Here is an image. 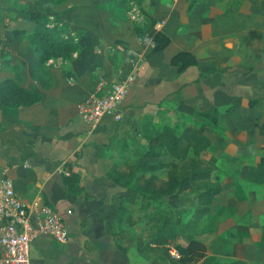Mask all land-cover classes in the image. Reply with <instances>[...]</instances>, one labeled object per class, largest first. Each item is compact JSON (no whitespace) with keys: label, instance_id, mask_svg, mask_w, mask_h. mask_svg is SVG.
<instances>
[{"label":"crops","instance_id":"1","mask_svg":"<svg viewBox=\"0 0 264 264\" xmlns=\"http://www.w3.org/2000/svg\"><path fill=\"white\" fill-rule=\"evenodd\" d=\"M20 1L28 10L58 16L79 40L67 58L43 62L41 71L51 80L41 86L31 75L33 22L10 0H0V80L13 78L40 93L30 104L0 102V178L10 179L21 202L50 206L67 228L64 241L35 237L31 264H166L160 247L148 241L156 223L147 216L163 212L165 203L149 199L141 207L137 192L106 176L113 165L127 170L138 163L153 184L164 181L165 168L145 164L176 159L165 148L157 156L139 155L147 123L175 132L203 124L210 138L221 190L210 210L179 232V242L194 237L204 245L189 264H264V182L245 178L264 153V0H137L144 13L138 24L126 17L129 0L125 8L124 0ZM160 19L157 28L168 42L152 50L141 40ZM178 51L191 53L196 63L178 70L170 62ZM138 54L143 58L133 65ZM128 73L133 79L118 115L105 114L89 129L76 103L106 92ZM209 107L215 122L199 113ZM68 167L78 174L79 193L64 191L61 175Z\"/></svg>","mask_w":264,"mask_h":264},{"label":"trees","instance_id":"2","mask_svg":"<svg viewBox=\"0 0 264 264\" xmlns=\"http://www.w3.org/2000/svg\"><path fill=\"white\" fill-rule=\"evenodd\" d=\"M64 0H50L53 6L62 3ZM10 7L17 10L18 14L28 16L33 22L28 32V43L33 53L31 75L37 79L41 86L50 83V75L44 70L41 71L43 62L49 57L67 58L70 53L78 47V41L73 38L75 33L66 29L63 21L58 16L50 18L48 14L41 11L28 10L20 0H10ZM65 9L58 11L63 13ZM78 37V36H77ZM153 39L152 50L162 48L168 37L159 29H151L144 35L141 44L147 39ZM170 62L182 70L188 64H195L193 55L187 51H178L170 58ZM40 93L35 89L20 86L13 78L0 80V102L3 105L16 106L19 104H30L39 99ZM250 99L249 102H253ZM201 115L206 116L215 122V110L213 107L201 110ZM142 134L146 139V145L139 148L141 156H157L161 149L167 152L176 160L168 162H155L145 164L147 168H165L166 178L160 184H153V176L144 177L143 165L134 163L127 170H119L113 165L106 176L122 186H128L138 193L141 207L148 205L149 199H160L165 203L163 212L151 213L148 216L156 224L150 228L148 241L158 245L161 249V258L170 264H189L204 253V245L197 238H189L186 242H179L178 235L181 224L193 225L198 218L210 210L211 200L221 190V185L212 174L214 169V157L208 149L210 138L203 132V124L193 126L186 124L179 132H175L169 125H162L155 129L150 123L142 125ZM178 161H184L181 165ZM65 173L62 171V182L66 194L79 193L81 186L78 183V174L69 167ZM211 175L214 182L209 183ZM245 178L250 181L264 182V153L257 162L250 165ZM204 182L203 188L197 189L189 199L193 205L191 218L185 223L179 219L181 208L171 207L168 203L169 196L179 194L184 187L194 185L197 182ZM172 208L174 212H172ZM175 215H172V214ZM179 229V230H178ZM173 244L179 251V258H172L168 255L166 246Z\"/></svg>","mask_w":264,"mask_h":264},{"label":"built area","instance_id":"3","mask_svg":"<svg viewBox=\"0 0 264 264\" xmlns=\"http://www.w3.org/2000/svg\"><path fill=\"white\" fill-rule=\"evenodd\" d=\"M125 13L131 22L138 24L144 21L143 11L133 0L127 2ZM162 22L155 21L151 29H158ZM73 38L78 39L76 35ZM143 45L152 48L154 41L149 38ZM107 48L115 49L110 45ZM142 58L143 55L138 54L132 61L133 65ZM132 79L133 73H128L124 81L110 83L106 92L91 93L78 101L75 108L81 121L91 129L103 115L117 116L119 103ZM40 235H48L58 241L66 240L67 228L63 218L45 203L37 200L28 204L21 202L14 193L10 179L0 178V264H31L29 243ZM166 249L170 257L179 258L180 253L173 244H167Z\"/></svg>","mask_w":264,"mask_h":264},{"label":"rangeland","instance_id":"4","mask_svg":"<svg viewBox=\"0 0 264 264\" xmlns=\"http://www.w3.org/2000/svg\"><path fill=\"white\" fill-rule=\"evenodd\" d=\"M124 1H125L124 8H125L126 0H124ZM136 2L138 3L139 7H141L143 9L142 5L137 0H136ZM62 3H60V4H62ZM61 9H63V8H61ZM61 9H59L58 11H60ZM77 41H79V40L77 39ZM178 163H180L181 165L185 164V162H180V161H178ZM212 174H214L213 170H212ZM213 179H214V177H213V175H211V178H210V180H208V182L209 183H213L214 182ZM204 184L205 183L202 181V182H197L194 185H190V186L184 187L179 194H177L176 196H172V197H170L168 199V203L169 204L171 203L170 204L171 207H173V206L177 207L176 205H182L181 209L183 208L184 205H186L185 207H188V211H185L186 208H183L180 211V215L178 216L179 219L182 220V223H184L185 219H187L189 217V215L191 214L190 213L191 211L189 210V208L193 207V205L191 204L190 199H189L190 195H192V193H194L197 189L203 188ZM158 202H159V204H162V200H158ZM172 212H174L173 208H172ZM172 215H175V214L173 213ZM189 226L193 227L191 225L181 224L180 230L179 229L178 230L181 232L183 229H185V228H187ZM165 263L166 264H170L166 260H165ZM229 263L230 264L231 263L240 264L238 260H230Z\"/></svg>","mask_w":264,"mask_h":264}]
</instances>
